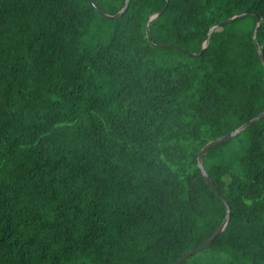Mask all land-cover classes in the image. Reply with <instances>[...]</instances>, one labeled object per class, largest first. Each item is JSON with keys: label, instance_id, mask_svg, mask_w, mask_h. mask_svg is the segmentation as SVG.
I'll return each mask as SVG.
<instances>
[{"label": "trees", "instance_id": "obj_1", "mask_svg": "<svg viewBox=\"0 0 264 264\" xmlns=\"http://www.w3.org/2000/svg\"><path fill=\"white\" fill-rule=\"evenodd\" d=\"M164 2L0 0V264H174L222 222L197 155L264 110V0H168L151 44ZM203 164L230 218L180 264H264V117Z\"/></svg>", "mask_w": 264, "mask_h": 264}, {"label": "water", "instance_id": "obj_2", "mask_svg": "<svg viewBox=\"0 0 264 264\" xmlns=\"http://www.w3.org/2000/svg\"><path fill=\"white\" fill-rule=\"evenodd\" d=\"M164 5L163 7L155 12V13H152L147 22H146V27H145V30H146V36H147V39L150 41L151 44H154V42L151 40V36H150V29H149V23L152 19H154L155 17L161 15L164 10L166 9L167 7V4H168V0H164ZM89 2L93 5V7L95 8V10H97V12H99L102 16L104 17H107V18H117L119 17L124 11L125 9L127 8L128 6V2L129 0H125L124 2V5L122 6V8L116 12L115 14H109V13H106L105 11H103L102 9L98 8L97 5L92 1V0H89ZM246 14H249V12H239V13H236L230 17H227L226 19H224L223 21L219 22V23H216V24H213L205 38L202 40V43H201V50L199 52H192V51H185L183 50L182 48L180 47H177V46H174V45H170V44H162V43H159V44H155L156 46H167V47H173V48H176V49H179V50H182L184 51L185 53H187L188 55H192V56H198L202 53V51L204 50L205 48V42L206 40L210 37L211 33L213 32V30L219 26H223V25H226L232 21H234L235 19L241 17V16H244ZM251 14H255L254 12H251ZM257 17V20H256V24L254 26V29H253V33H252V38H253V41H254V44H255V47L257 49V52H258V56L261 60V63L262 65L264 66V55H263V51H262V48H261V45L257 42L256 40V32H257V29H258V26L259 24L261 23V20H262V17L261 15L257 14L256 15ZM264 117V110L261 111L259 114H257L256 116L250 118L248 121L242 123L240 126H238L237 128H235L234 130L230 131L229 133L225 134V135H222V136H219L215 139H212L210 141H208L205 145H203V147L200 149L198 155H197V166L200 168L203 176H204V179L205 181L207 182V184L209 185V187L211 188V190H213L215 192V194L220 198V200L223 202V204L225 205V215H224V218L222 220V222L215 228V230L213 231V233L211 234V236H209L206 240H204L202 243H200L197 247L195 248H191L187 251H185L176 261L174 264H180L185 258H187L189 255H191L193 252L195 251H198V250H201L203 248H205L206 246H208L212 240L216 237L217 234H219L220 232H222L228 221H229V218H230V205L229 203L227 202V200L220 194L219 190L216 188L215 184L213 183L212 179L210 178V176L208 175L205 167H204V164H203V156L206 154V152L208 151V149H210L211 147H213L214 145H217L218 143L220 142H224V141H227L229 140L230 138H232L233 136L237 135L238 133H240L242 130H244L245 128H247L248 126H250L251 124H253L254 122H256L257 120L261 119Z\"/></svg>", "mask_w": 264, "mask_h": 264}]
</instances>
